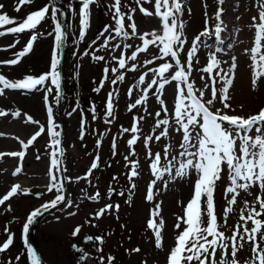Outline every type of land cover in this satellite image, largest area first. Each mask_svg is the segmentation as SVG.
Listing matches in <instances>:
<instances>
[{
	"label": "rangeland",
	"instance_id": "374dc122",
	"mask_svg": "<svg viewBox=\"0 0 264 264\" xmlns=\"http://www.w3.org/2000/svg\"><path fill=\"white\" fill-rule=\"evenodd\" d=\"M76 7H72L68 12L67 25V57L63 54L60 65V72H63V84L65 75L69 78L71 75L77 77L86 75V72H97L99 66L90 64V61L83 56L84 52L80 48V43L88 41L96 29V12L97 3L90 6V22L86 29L83 39L79 36V0H76ZM211 4V0H182V12L178 15V20L183 21V39L185 40L184 49L180 52L179 58L181 63L187 65V53L191 48L193 39L204 30L205 20L208 19L210 30L214 28L216 9H222L221 20L223 31L220 34V40H217L214 33L210 37H201L202 42L196 50L192 59V72L189 81L194 83V87L203 88L205 83L201 76H207L200 71L207 64L210 54L215 53L217 59L221 60V69L227 70L232 64V58L235 57L236 68L233 70V84L229 88L230 109H223L219 101L214 102L213 108H220L229 115L247 116L254 114L258 109L264 106V77L257 83V87H252L251 61L246 49L253 46L254 32L251 27L252 17L258 15V0H223V3L217 2ZM105 6V11L113 0H101ZM3 8L0 13L7 14L10 18L19 21L31 13L39 10L48 0H32L31 3L20 6L16 11L18 0H0ZM125 13L131 12L133 21L138 27L139 34L152 32L160 29V21L156 16H146L139 11V7H144L154 12V0L151 2L137 5L136 0H122ZM60 13L58 18L60 20ZM97 21V20H96ZM131 21L125 16V30L129 32L128 39L116 37L111 39L107 47L100 50L105 63L109 68L107 80L109 87L98 84L99 92L112 93L113 109L112 115H107L109 126L94 141L93 148L87 154L82 152L80 146L76 143L77 124L79 109L72 104L67 109H61L62 100H56L55 88L50 81L48 87H53L49 94L48 105L44 101V90L25 91L5 89L4 94L0 95V110L7 113L0 116V152L9 153L21 151L20 141L27 140L39 130L42 125L45 132L42 133L33 142L21 161L19 157L3 156L0 157V196L10 189L13 183H18L22 188L30 190L28 195H16L0 205V243L6 238L8 232L13 234L14 242L8 250L0 253V264H30L27 259V248L22 237V226L26 221L27 215L41 204L53 199L55 190L48 192L46 184L48 183V171L50 168V153L53 149L49 146L51 143L47 133L48 112L47 107L52 109V118L58 127L54 131L62 130L63 136L61 145L63 149L62 158L68 157V186L74 193L75 200L71 205H64L57 212L45 215L36 225H34L30 237L33 239L40 257L46 264H108L107 258L113 257L111 264H167L166 252L170 250L175 243V236L178 229L175 228L178 216H183V207L193 191L195 172L189 171L186 177H177L170 179L165 173L161 179H156L149 165L151 158L148 156L149 151L153 154L160 152L163 160V149L165 145H171L172 154L178 155L179 142L182 139V132L176 131L174 121L170 117L161 113V117H156L155 112L160 111V105L157 102L155 88L149 89L147 99L142 105L129 110V105L135 102V99L144 95L143 89L150 83L153 73L149 69L159 67L160 63H175L170 57L158 60V49L150 46V50L145 53H139L136 61H127L125 69H120L117 59L121 52L130 56L136 46L141 45L138 36H131V29L127 25ZM14 25H10L11 27ZM54 23L51 16V10L46 19L35 30L39 33L37 40L33 44L32 50L20 59L16 65L0 63V75L9 80L22 79L26 75L39 76L50 70L52 50L55 47ZM0 31H5L0 28ZM104 29L102 30V32ZM52 33V35H49ZM101 33V32H100ZM106 34V33H105ZM31 33L6 34L0 36V62L15 59V53L21 51L26 45ZM109 36H114L110 33ZM226 36L225 38H223ZM101 37V36H100ZM150 38V37H149ZM223 40V41H222ZM19 41L16 47L11 48L9 45ZM104 41V39H103ZM131 44L129 49L123 48V44ZM116 44H120L119 49H114ZM207 45V46H205ZM220 49V51H217ZM98 56L99 51L94 49ZM58 54V49H57ZM65 56V57H64ZM145 60H152L151 64H145ZM136 65V70H129L132 65ZM96 65V66H95ZM95 68V69H94ZM111 68H116L117 72L112 73ZM171 71V70H170ZM147 73L145 84L138 85L139 76ZM124 75L123 81L111 83L117 75ZM170 78V77H169ZM219 81V78H217ZM210 83V82H209ZM86 84V83H85ZM92 82L90 83L91 86ZM87 85V84H86ZM174 85L172 82L165 85L161 94V99L165 101L166 106H171L174 101ZM222 86V82L216 85ZM2 87V85H0ZM91 89L95 87L92 84ZM97 89V88H96ZM129 89L132 90L131 96ZM206 98H211L210 90H205ZM100 95V94H99ZM95 99H97L95 97ZM109 99V96H108ZM107 99V102H108ZM64 103V99H63ZM19 111L20 116H14L13 113ZM38 121L39 124H32L27 121V117ZM136 118L139 131L135 134L132 132H123V128H131L133 118ZM143 117V119H140ZM106 118V121H107ZM169 118L172 122V128L168 138H161L160 141L151 140L148 147H145V137L159 134L160 129L153 133L152 129L157 119ZM88 135V134H87ZM133 135L138 137L136 143L129 147L127 141ZM59 139V137H58ZM134 153V154H133ZM37 156L40 158L37 159ZM128 160H125V157ZM179 158V157H178ZM96 161L98 167L92 169L89 174V168L93 161ZM136 162V171L138 175L129 178L132 171V162ZM17 166L22 167L21 173L12 176V172ZM178 166V165H177ZM227 169L225 168L224 179L217 182L214 191L215 212L219 222L223 224V210L227 207V199L224 194L228 186L226 177ZM174 175V169H173ZM79 178V179H77ZM155 181L153 184L152 182ZM152 184L151 201L146 199L149 191V185ZM133 185H135L133 187ZM111 189V192H110ZM240 195L237 197V203L232 206L233 211L229 213L227 227L224 229L226 235H230L234 226L239 221L240 209L244 206V200L247 199L249 204L253 203V196L238 190ZM99 193L96 200L88 197ZM253 195L264 197V191H261L258 185L249 189ZM36 193H42L37 198ZM206 197L202 198V201ZM106 204L114 207L109 209L102 217L97 219L95 213L103 208ZM159 204V216L155 217V222L159 225L160 220L164 221L160 229L162 237V247L155 246L154 231L147 227V221L151 218V213L155 205ZM8 205H11V211H8ZM116 205L119 206L118 210ZM258 208V205H257ZM71 213H74L72 215ZM79 226L81 231L73 236V230ZM249 227L251 226L249 222ZM31 230V226H30ZM27 234V241L29 237ZM93 238L99 236L103 238V243L95 239L86 241L85 237ZM76 246L73 249L72 246ZM140 249L139 252H133L132 249ZM248 244L238 254L237 258L240 264L250 257ZM98 249H100L98 251ZM20 259L17 260L16 257ZM101 257L104 259L101 260ZM230 257V250H229ZM219 260V252L217 254Z\"/></svg>",
	"mask_w": 264,
	"mask_h": 264
},
{
	"label": "snow or ice",
	"instance_id": "6c2138e0",
	"mask_svg": "<svg viewBox=\"0 0 264 264\" xmlns=\"http://www.w3.org/2000/svg\"><path fill=\"white\" fill-rule=\"evenodd\" d=\"M31 2L32 0H18V6L15 10L19 11L20 6ZM145 2H151V0H136L138 6ZM218 2L222 4L223 0H218ZM79 3V36L83 39L90 22V6L96 4L97 0H79ZM3 7V4H0V9ZM124 7L126 6L122 4V0H113V3L109 5V9L114 19V27L106 25L104 31L99 34V36L105 37L102 47H107L109 41L116 37L128 39L129 32L125 30V16H127L128 21H131L127 25L131 29V36H138L142 43L136 46L130 56L126 57L121 52L118 58L113 57V59H117L119 68L125 69L128 60L136 61L138 54L148 52L150 46L158 49L159 55L156 59L163 60L166 57H170L175 62L174 64L163 62L159 64V67L149 69L153 73V76L150 78V83L143 89L144 95L135 99V102L129 105V110L136 108L137 105H142L147 99L149 89H153L154 85L157 86L155 94L161 110L156 111L155 116L161 117V113L163 112L165 116L171 118V121H174L176 131L182 132V139L179 142L181 150L178 155L172 154L171 145H165L163 160L166 163H162V154L160 152L153 154L149 151L148 156L151 158L149 167L156 179H161L165 173L168 174L170 179H175L177 177L188 176L190 170L195 172L194 184L192 186L193 191L190 199L187 201L186 206L183 207V216H178L175 224V228L179 231L175 236L174 246L166 252L167 264H240L237 254L245 248V244H248V250L251 255L244 264H264V197L253 195L252 192H249V189L255 185H258L261 191H264V106L260 107L254 114L247 116L229 115L220 108L211 107L214 105V102L219 101L223 109L231 108L229 103V88L233 84V70L236 68L235 57L232 58L233 62L230 68L224 70L221 69L220 65L222 61L217 59L216 54H210L207 64L200 69L201 72L207 74L206 77H200L201 80L205 81L203 88H196L194 87V83L189 81L192 72V59L199 47L198 42H202L201 37H210L214 33L216 39L220 40V34L223 31V21L221 20L223 10L218 9L216 11L215 20L217 23H215L213 29L210 30L208 19L205 20L204 30L193 39L191 48L188 50L187 65L185 66L179 58V54L185 45V40L182 38L183 21L178 20V15L182 12L183 7L182 0H154V12L142 6L139 7L141 13L146 16L154 15L160 21L159 30L143 34H139L138 27L131 15V12H134L136 9L133 8L129 13H125L123 11ZM50 10L55 25V47L52 50L50 70L39 76L26 75L22 79L17 80H9L5 76L0 75V85H2L0 87V95L4 94L5 89L25 91H40L43 89L44 101L47 106L49 94L53 91L54 87L58 102L61 90V73L59 71L60 60L58 59L57 49L61 46L64 39V32L62 31V24L58 18V13L61 16L63 13L60 8L51 3V0L49 4H46L39 10L32 11L26 18L19 21L10 18L5 13H0V28L5 29V31H0V36L22 34L25 32L31 33L23 49L15 53V59L0 63L16 65L22 57L32 50L33 44L39 35L35 30L46 19ZM10 25L14 26L8 27ZM251 27L255 30L253 46L250 49H246V53L250 56L251 82L253 89H255L258 81L264 77V0H258V15L252 17ZM109 32H113L114 36H105V33ZM49 35H52V33H49ZM18 43L19 41H16L9 45V47L14 48ZM94 43L95 41H93ZM120 47V44H116L113 50ZM131 47V44H123V48L125 49ZM217 51H220V49H217ZM93 59L104 60V57L93 55ZM152 62V60L144 61L145 64H151ZM109 70L106 67L104 69L105 74ZM129 70L135 71L136 65L133 64ZM111 72L116 73L117 69L111 68ZM147 75V73H144L139 76L138 85L145 84V77ZM124 78L122 74L117 75L111 83L115 84L117 81H123ZM217 78H219V81ZM49 81L53 87H48L47 82ZM172 82H175L174 101L171 103V106H166L165 101L160 97L165 89V85ZM218 82H222V86L219 88L216 86ZM100 83L103 85L104 81L101 80ZM205 90H210L211 98H206ZM95 91H99V88L95 89ZM131 92L132 90L129 89L130 96ZM112 109V93H109L107 102V114L109 116L112 115ZM47 112V133L51 140L49 146L53 151L50 153L51 160L46 189L48 192L55 190V196L53 199L31 211L23 223L22 237L27 248V259L30 261V264H42L37 252L31 246H28L27 234L30 231V226L44 212L66 202L65 195L63 194L64 186L60 183L59 176V172L61 171L60 165L62 163L60 156L63 155V150L59 147L61 143L58 139L60 132L54 131V128L58 126L53 121L50 106L47 107ZM5 115L7 113L0 110V116ZM13 115L18 117L21 114L19 111H16ZM140 119H143V117ZM26 122L39 124L38 121L33 120L30 116L27 117ZM138 123L139 121L134 117L131 128H123V132L127 133L130 131L133 134L137 133L139 131ZM171 128L172 122H170L169 118L157 119L152 131L155 133L160 129L159 134L145 137V147H148L149 141L153 139L160 141L161 138H168ZM44 132L45 128L41 125L39 130L35 131L27 142L20 141L21 149L23 150L9 153L0 152V157L6 155L19 157L22 161L26 154L24 150L28 149L37 137ZM0 135H3V133H0ZM137 139L138 137L133 135L127 141L129 147L134 145ZM39 158L37 156V159ZM125 160H128L127 156ZM136 166V162L133 161L130 179L138 175ZM97 167L98 164L94 160L89 168V174H91L92 169H96ZM225 168L227 169L226 177L229 183L224 190V194L226 198L231 194V198L227 199V207L223 210L224 222L221 224L215 212L214 191L217 182L224 179ZM21 171L22 167L17 166L12 172V176L18 175ZM152 183L154 184L155 181ZM238 190H243V192L253 196V203L250 205L247 199L244 200V206L240 209L239 221L234 226L231 234L226 235L224 229L227 227L229 213L233 211L232 206L237 203V197L240 195ZM21 194L28 195L30 194V190L22 188L18 183H13L10 189L0 196V205H4L10 198ZM42 195V193H36L37 198H40ZM99 195L97 192L88 198L96 200ZM204 197H206V200L202 201ZM146 199L149 201L153 199L152 184L149 185ZM113 207L111 204H106L95 213V217L99 219ZM115 207L118 210L119 206L116 205ZM159 209L160 205H155L151 218L147 221V227L154 231L155 246L157 248L162 247L160 229L164 224L163 220H160L159 225L155 222L154 218L159 216ZM7 210L11 211V205H8ZM71 214L74 215V213ZM249 222L251 224L250 227L248 226ZM80 231L81 228L77 226L73 230L72 235L76 236ZM5 232L8 235L0 243V253L8 250L14 242V236L8 232L7 227H5ZM93 239L99 241L101 244L103 243L102 237H85L86 241ZM131 251L139 252L140 249H132ZM218 252L219 260H217ZM16 259L19 260L20 257L17 256ZM103 259L101 257V260ZM113 259V257L109 256L107 258L108 264H111Z\"/></svg>",
	"mask_w": 264,
	"mask_h": 264
},
{
	"label": "trees",
	"instance_id": "16d2710c",
	"mask_svg": "<svg viewBox=\"0 0 264 264\" xmlns=\"http://www.w3.org/2000/svg\"><path fill=\"white\" fill-rule=\"evenodd\" d=\"M65 2L67 8L73 7V2L76 3L74 0H62ZM105 11V6L101 2V0H97V12H96V25L97 29L96 32L93 34V36L89 39L88 42H85L82 44L81 47L84 48V52L87 53L86 55L91 59L94 49H97L99 51V55L102 56V53H100V50L103 49V39L105 37H100L97 34L102 32V30L105 28L106 25L114 27V19L111 14V11L109 8ZM110 33H106L105 35L109 36ZM93 41L95 43L93 44ZM96 56V55H95ZM98 64L100 70L97 72H86L85 77L82 78V80H79L77 82L74 81H68V84L65 86V92L69 95L70 89L77 85L79 87L78 94H76L73 99L72 103L76 101L78 103V107L80 108L79 112V122H78V130L76 135V142L78 146L82 147V152H89L93 148L94 141L105 131V129L109 126L108 125V118H107V99L108 94L107 93H97L99 91H95L98 87V84L101 85L100 81L103 80V85L106 87H109L108 84V74H105L104 69L105 65L104 63H99L100 60H95ZM93 82L95 89L92 90L90 83ZM87 85H86V84ZM103 85H101L100 90L103 89ZM100 94V95H99ZM70 97V95H69ZM95 97L97 99H95ZM71 98V97H70ZM107 118V121H106ZM83 122V127H82ZM88 134V135H87ZM67 165V159L64 161V166L66 168ZM70 198H69V204H72V201L74 199V196L71 192H69Z\"/></svg>",
	"mask_w": 264,
	"mask_h": 264
},
{
	"label": "water",
	"instance_id": "95a60500",
	"mask_svg": "<svg viewBox=\"0 0 264 264\" xmlns=\"http://www.w3.org/2000/svg\"><path fill=\"white\" fill-rule=\"evenodd\" d=\"M63 15L61 16V24H62V31L64 32V39H63V41H62V43H61V46L63 45V42H64V40H65V28H66V12H65V8H64V10H63ZM63 186H64V183H63ZM63 190H65V187L63 188ZM54 209H56V208H54ZM40 217V216H39ZM39 217L37 218V221H38V219H39ZM37 221H35V223L37 222ZM30 245L29 246H31L35 251H36V249H35V247H34V244L32 243V240H30ZM37 252V251H36ZM38 254V253H37ZM42 264H44L43 262H42Z\"/></svg>",
	"mask_w": 264,
	"mask_h": 264
},
{
	"label": "bare ground",
	"instance_id": "6f19581e",
	"mask_svg": "<svg viewBox=\"0 0 264 264\" xmlns=\"http://www.w3.org/2000/svg\"><path fill=\"white\" fill-rule=\"evenodd\" d=\"M218 2V1H217ZM214 3V0H211V4H213ZM218 9H220V8H217L216 9V11L218 10ZM226 36H224L223 38H225ZM223 41V40H222Z\"/></svg>",
	"mask_w": 264,
	"mask_h": 264
}]
</instances>
